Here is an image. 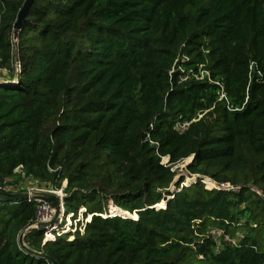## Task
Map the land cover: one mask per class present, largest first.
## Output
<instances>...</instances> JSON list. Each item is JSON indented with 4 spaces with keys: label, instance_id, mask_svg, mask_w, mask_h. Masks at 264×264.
<instances>
[{
    "label": "trees",
    "instance_id": "trees-1",
    "mask_svg": "<svg viewBox=\"0 0 264 264\" xmlns=\"http://www.w3.org/2000/svg\"><path fill=\"white\" fill-rule=\"evenodd\" d=\"M24 2H0V189L66 182L72 216L25 244L58 264H264V0H36L15 42ZM185 159L201 178L168 200ZM37 206L0 203V264H51L19 245Z\"/></svg>",
    "mask_w": 264,
    "mask_h": 264
},
{
    "label": "water",
    "instance_id": "water-1",
    "mask_svg": "<svg viewBox=\"0 0 264 264\" xmlns=\"http://www.w3.org/2000/svg\"><path fill=\"white\" fill-rule=\"evenodd\" d=\"M36 0H25L21 10L18 13L17 21L14 25V41H18L19 32L21 31L23 25L26 22L27 16L30 12V9L32 8L33 4ZM21 80V75L18 73V83ZM18 83H13L10 86H16ZM194 159V157H193ZM193 161V160H192ZM182 177V176H181ZM181 177L176 181V179L173 180L169 188L161 189L159 192L167 197L168 200L172 199L174 195L176 194V184L180 181ZM200 177V176H198ZM176 178V177H175ZM201 178V177H200ZM202 182V181H201ZM189 186V185H184ZM170 194L172 196H170ZM29 199H35L40 200L42 202H45L50 206L51 209L54 210V216L51 221L49 222H39L35 225L30 226L28 229L24 230L20 236H19V245L20 247L26 251L28 254L43 258L46 261L50 262L51 264H58L55 259H53L51 256H49L46 253L35 251L31 248H29L25 242L24 238L26 237L27 233L36 231V230H51L55 225L58 224V221L63 217V212L65 209V197H60L55 194L51 193H35L33 196L28 192L23 191H16V192H9V191H0V203H10V202H17L21 200H29Z\"/></svg>",
    "mask_w": 264,
    "mask_h": 264
},
{
    "label": "built area",
    "instance_id": "built-area-1",
    "mask_svg": "<svg viewBox=\"0 0 264 264\" xmlns=\"http://www.w3.org/2000/svg\"><path fill=\"white\" fill-rule=\"evenodd\" d=\"M11 0H0V2L4 3V2H10ZM194 77L198 80H201V79H204L205 77H209V73L207 71H201V74H194ZM188 79V76L185 77L183 80L186 81ZM190 125V123L188 122H181L178 124L177 126V129L181 132H183L188 126ZM185 161V160H183ZM182 161V162H183ZM181 162V163H182ZM164 165L168 166L169 164V159L168 158H164L163 159V162H162ZM179 164L178 163L177 165L173 166L171 169L172 171H176L179 167ZM182 167V166H181ZM186 169H187V166H186ZM214 182V185H215V189H218V190H225V191H232L234 189H238V187H235L231 184H228V183H218L216 181H213ZM66 188V186H65ZM64 187H62L61 189H53L51 187H49L48 185H45V184H41V183H38L37 182V185H32L31 188H29L27 191L33 196L35 193H51V194H55V195H58L60 197H65L66 198V194L64 192L65 190ZM0 191H5V190H2L0 189ZM28 202H36L38 203V206H37V209H38V215H37V220H36V223H39V222H49L52 220L53 216H54V210L50 208V206L48 204H46L45 202H42L40 200H35V199H29L27 200ZM64 216H65V209H64V212H63V217L58 221V224L55 225V227H53L51 230L49 229L45 236L47 237L45 240L48 241V240H55V232L54 231L55 229H58V226H60V223L61 222H64ZM72 216H70L68 218L71 219ZM72 222V221H71ZM34 224V225H35ZM71 226H72V223H71ZM70 226V227H71ZM52 234L53 235V239H49L48 235ZM208 235L211 236L216 242H217V245L218 247L222 246L223 244L225 245H232V246H238L240 244V235H238V237H233L231 236L230 234H227L224 230L222 229H217V228H214V229H210L208 231Z\"/></svg>",
    "mask_w": 264,
    "mask_h": 264
},
{
    "label": "rangeland",
    "instance_id": "rangeland-1",
    "mask_svg": "<svg viewBox=\"0 0 264 264\" xmlns=\"http://www.w3.org/2000/svg\"><path fill=\"white\" fill-rule=\"evenodd\" d=\"M0 82H3L2 81V79L0 78ZM182 166V167H181ZM186 166H187V160L185 159V161H183L182 163H180L179 164V167H178V169H177V176H176V181L179 179V177H181V178H183V180L185 181L184 182V184L183 185H190L191 183H193V182H196L199 178H198V175H190L189 174V172L187 171V169H186ZM178 178V179H177ZM188 178H191V179H193V182H191V183H189V184H187V181H188ZM181 181V180H180ZM24 184H26L27 185V183H24ZM30 184V183H29ZM205 185V184H204ZM65 186H67V184H66V182H64V184H63V187L65 188ZM32 187V185L30 186H25V191L24 192H26L29 188H31ZM205 187L207 188V186L205 185ZM16 191H18V190H15V191H13V192H16ZM71 219H69V220H67V222L65 223V222H61L60 223V226H58V229H57V231H64V232H67V231H69V228H70V226H71ZM51 236H53L52 234H51ZM47 237L45 236V239H46ZM52 238V237H51ZM261 239L262 238H264V235L262 236V237H260Z\"/></svg>",
    "mask_w": 264,
    "mask_h": 264
},
{
    "label": "crops",
    "instance_id": "crops-1",
    "mask_svg": "<svg viewBox=\"0 0 264 264\" xmlns=\"http://www.w3.org/2000/svg\"><path fill=\"white\" fill-rule=\"evenodd\" d=\"M28 181H29V183L32 184V185H37V182H35V181H31V180H28ZM28 181H27V182H28Z\"/></svg>",
    "mask_w": 264,
    "mask_h": 264
}]
</instances>
